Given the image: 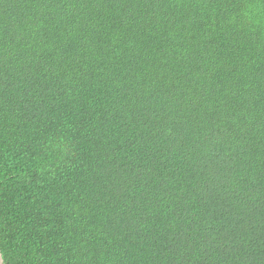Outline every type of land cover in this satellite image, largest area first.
<instances>
[{
    "label": "trees",
    "instance_id": "obj_1",
    "mask_svg": "<svg viewBox=\"0 0 264 264\" xmlns=\"http://www.w3.org/2000/svg\"><path fill=\"white\" fill-rule=\"evenodd\" d=\"M4 264H264V0H0Z\"/></svg>",
    "mask_w": 264,
    "mask_h": 264
},
{
    "label": "water",
    "instance_id": "obj_2",
    "mask_svg": "<svg viewBox=\"0 0 264 264\" xmlns=\"http://www.w3.org/2000/svg\"><path fill=\"white\" fill-rule=\"evenodd\" d=\"M0 264H4V261H3V257H2L1 252H0Z\"/></svg>",
    "mask_w": 264,
    "mask_h": 264
}]
</instances>
